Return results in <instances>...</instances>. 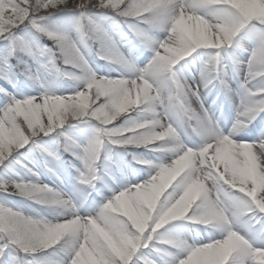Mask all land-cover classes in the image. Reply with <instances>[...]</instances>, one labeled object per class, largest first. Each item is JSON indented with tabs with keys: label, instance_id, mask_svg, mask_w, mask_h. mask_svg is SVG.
Returning a JSON list of instances; mask_svg holds the SVG:
<instances>
[{
	"label": "snow or ice",
	"instance_id": "1",
	"mask_svg": "<svg viewBox=\"0 0 264 264\" xmlns=\"http://www.w3.org/2000/svg\"><path fill=\"white\" fill-rule=\"evenodd\" d=\"M108 22H123L151 53L143 67L120 51ZM93 49L126 66L103 76L104 88ZM197 59L200 81L190 83L182 70ZM229 63L242 73V91L225 134L201 93L217 80L231 92ZM89 70L95 78L57 90L56 80ZM0 80V264H264V120L248 128L264 114V0H0ZM28 82L42 91L25 94ZM73 104L80 108L64 113L61 106ZM57 107L62 115L50 123ZM78 124L90 126L80 130L83 142L65 131ZM53 134L80 162L72 167L81 187L70 211L48 219L6 198L49 207L23 193L31 184L67 201L20 159L26 149L62 163L44 143ZM145 135L143 144L130 143ZM132 146L170 155L151 160ZM117 148L140 167L112 176ZM85 204L96 210L82 214ZM185 223L213 231L189 241Z\"/></svg>",
	"mask_w": 264,
	"mask_h": 264
},
{
	"label": "trees",
	"instance_id": "2",
	"mask_svg": "<svg viewBox=\"0 0 264 264\" xmlns=\"http://www.w3.org/2000/svg\"><path fill=\"white\" fill-rule=\"evenodd\" d=\"M107 27L109 28L111 34H116V36H122L129 40L130 47L133 52H131L133 56V60H137L142 56V53L144 52L143 47L140 45L139 41L130 33L126 27V25L121 22L120 26H116L112 24L111 22L107 23ZM45 43L51 44V41H45ZM246 45L250 44V41L245 42ZM92 61H93V67H101L106 68L107 70L114 71L115 69H119L120 67L118 65L108 64L106 61L99 59L95 54V49H93L92 52ZM231 64V63H230ZM232 65V64H231ZM233 66V65H232ZM73 81L69 79H59L56 80L54 83L56 84L57 90L59 92H64L71 88ZM5 82L3 80H0V85H4ZM24 91L25 94L28 95H37L41 90L40 88L32 84L31 82H28V84H24ZM2 106V105H0ZM118 122V121H117ZM90 127L87 124H78L76 127H70L67 126L65 131L69 135H73L78 137V139L83 142L84 136L80 135V130ZM64 141L63 136H58L57 134H53L49 137L44 138V143L50 148L51 151L56 152L59 151L62 156V163H58L54 161L51 157H47L43 154H41L39 151L28 153L27 150H22L25 153H27L28 158L25 159L23 155L20 156V159L23 160L24 164H27L29 168L38 171L40 173V181L44 184L51 185L52 187L58 189L59 191L66 193L68 196H70L69 193L74 195V202L77 201V195H78V189L81 187L77 180V174L75 172V169L72 167L74 163H78L77 160H75L70 153L63 150L61 147L62 143ZM130 151L135 152L139 156H145L147 159H152L157 152H151L148 151L144 147H137L132 146ZM115 163L109 164V170L111 172V175L115 177L120 176V168L121 166L129 165L132 167H140L139 165H135V162L133 161L132 157L127 154V152L123 148H117L113 154ZM47 162V163H46ZM117 164L119 165V168L117 167ZM54 167L56 168L58 172L57 175H53L48 172V167ZM16 171L19 172L20 176L24 177V179H32L34 180L35 177H32L24 168L20 167L19 165H15ZM0 172H3V169H0ZM107 179V178H106ZM68 189V191H67ZM4 198L2 194H0V199ZM9 202H15V205L22 211H26L28 214L32 215L34 214L31 209V201L25 200L22 197L19 196H9L6 198ZM91 197H89V200ZM40 207V209L49 217L54 218V214L52 209L49 207H44L39 204H36ZM88 206L85 204L83 207ZM200 224L196 223H185L182 228V234L187 233L190 229L195 231L197 229V226Z\"/></svg>",
	"mask_w": 264,
	"mask_h": 264
},
{
	"label": "rangeland",
	"instance_id": "3",
	"mask_svg": "<svg viewBox=\"0 0 264 264\" xmlns=\"http://www.w3.org/2000/svg\"><path fill=\"white\" fill-rule=\"evenodd\" d=\"M160 35L162 36L163 33H161ZM114 39L119 45L120 51L124 55L129 56L133 60V56L131 54L133 50H131L130 42L125 37H122V36L114 35ZM250 46L251 45H249V47ZM150 56H151V53L144 50V52L142 53V56L136 62L141 67H143L147 63V60ZM240 59L246 60L247 54L246 53L242 55L240 54ZM201 65H202V61L200 59H197L195 63H190L186 68L182 70V75L186 77L190 83H192L193 81L198 83L200 81ZM119 71H121V69H115L114 71L107 70L104 67L103 68L99 67L96 69L97 74L101 76H106V75L115 76V75H118ZM226 72L227 74L224 78L227 80L228 85L231 89V92L226 90L224 85H223L224 90L223 89L217 90L215 88V85L212 84V85H209L207 89H203L201 93L203 101H204V107L209 109V114L212 116V118L215 119V121L219 124V127L225 132V134H227L232 129L233 124L237 119L238 110H239L240 93L242 91L241 89L242 73H238L237 70L230 63L228 64ZM72 84L73 85L71 86V88H69L66 91H71L74 89L75 83L72 82ZM40 90L42 91V89ZM262 115L263 116L258 117L256 121H254L251 125H249L248 128H253L256 126L257 123H259V121L264 120V114ZM248 128H245L242 132L238 133V136H246L248 132ZM169 155L170 154L157 153L154 155V157L151 160H156L160 156H164L167 159ZM143 157L145 156L143 155ZM79 164L80 162L77 163L76 165L79 166ZM121 168L124 169L125 173L129 172L131 169L128 166H125V167L121 166ZM142 175H143V178H147V172H144ZM106 178L108 179V177H105V179ZM98 187H101L106 195L108 196L112 195V193L109 192L106 188H103L102 184L98 185ZM99 202L100 201L98 199L97 204H99ZM31 209L34 213L32 214L33 216L47 217V215L35 203L31 204ZM79 210L82 214H85L87 211H95L96 209L95 208L89 209L88 206H86V207H81ZM24 212L27 213L26 211ZM47 218L51 219L50 217H47ZM212 231L213 230L210 228L205 229L204 226H200L199 228H197L196 235L194 233L192 234L190 233V234L184 235V238L188 239L189 241L194 240V239H201L205 237L209 232H212ZM216 238H219L218 234H216Z\"/></svg>",
	"mask_w": 264,
	"mask_h": 264
},
{
	"label": "clouds",
	"instance_id": "4",
	"mask_svg": "<svg viewBox=\"0 0 264 264\" xmlns=\"http://www.w3.org/2000/svg\"><path fill=\"white\" fill-rule=\"evenodd\" d=\"M121 70H124V68L126 67L125 65L121 64L119 65ZM96 74L91 72L90 70L85 72V74L79 78L73 79L71 81H73L76 85L79 84H83L86 83V81L91 77V78H95ZM89 87L91 85H88ZM99 88H104L106 87L105 83H104V77L101 76L99 79V84H98ZM64 108V113H67L69 110H71L72 112L77 111L80 108V105L78 104H73L71 106H61ZM62 115L60 107L57 108H53L49 110V122L51 123L52 120L54 118H60V116ZM146 139V135L142 136V137H136L134 139H130V143L135 144L137 146L141 145L144 143ZM124 143V142H122ZM23 193L25 195H30L32 198L34 199H38L46 204H48L49 208L52 209L54 216H60L63 215L64 213L68 212L71 210V197H67V201L66 202H61L62 201V197L58 194L55 193L51 190H46L44 188H40L38 186H34L31 184H26L24 185L23 188ZM196 223H199L200 221L197 220L195 221Z\"/></svg>",
	"mask_w": 264,
	"mask_h": 264
}]
</instances>
